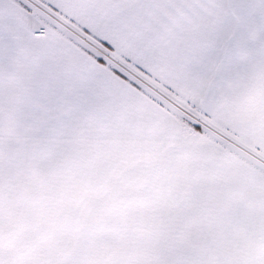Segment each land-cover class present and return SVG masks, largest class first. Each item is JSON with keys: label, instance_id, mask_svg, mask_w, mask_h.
<instances>
[{"label": "snow or ice", "instance_id": "6c2138e0", "mask_svg": "<svg viewBox=\"0 0 264 264\" xmlns=\"http://www.w3.org/2000/svg\"><path fill=\"white\" fill-rule=\"evenodd\" d=\"M0 264H264V0H0Z\"/></svg>", "mask_w": 264, "mask_h": 264}]
</instances>
